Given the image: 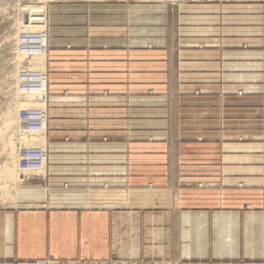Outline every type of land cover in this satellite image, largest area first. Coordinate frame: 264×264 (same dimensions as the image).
I'll return each instance as SVG.
<instances>
[{
    "label": "crops",
    "instance_id": "crops-1",
    "mask_svg": "<svg viewBox=\"0 0 264 264\" xmlns=\"http://www.w3.org/2000/svg\"><path fill=\"white\" fill-rule=\"evenodd\" d=\"M121 7L52 34L45 121L17 100L0 264H264L263 10L183 7L145 42ZM25 21L18 97L44 106Z\"/></svg>",
    "mask_w": 264,
    "mask_h": 264
},
{
    "label": "rangeland",
    "instance_id": "rangeland-1",
    "mask_svg": "<svg viewBox=\"0 0 264 264\" xmlns=\"http://www.w3.org/2000/svg\"><path fill=\"white\" fill-rule=\"evenodd\" d=\"M121 6H125L124 8L129 12L130 35L137 34L145 42L149 39L158 42L159 36L164 33L168 36H176L183 7H191V9L200 7L198 8L200 11L210 8L211 10L207 14L209 16H215L218 6L246 9L259 7L264 12V0H0V205L12 202L13 197L14 126L17 100L22 102L19 108L20 113H27L30 109L37 111L39 114H43V121L47 116L50 86L48 51L51 48L52 34L57 29L64 28V24H69L64 22L66 20L64 18L69 17L68 20L72 22V16H78V12L84 10H88L91 22L94 21L98 24L111 22V16L120 11L118 9L122 8ZM109 7L118 9L116 12L110 13ZM28 11L37 16L35 20L26 18ZM74 20L76 19L74 18ZM24 21L27 24L36 22L39 25L36 30L31 32L37 33V36L40 34L47 46L43 57L45 65L43 71L44 106L42 104L37 106L34 99L18 97L22 87L20 84L22 77L19 74V54L22 57L23 53L20 52L22 36L24 37L22 31ZM20 64L22 67L32 66L33 62H21ZM240 92L238 91L237 95H241ZM245 141L250 142L242 137L237 138L238 143ZM29 143L34 144L32 142L27 144ZM15 144L19 152L22 149H26L27 152V146L24 145L23 140H17ZM240 186L241 184H238V187Z\"/></svg>",
    "mask_w": 264,
    "mask_h": 264
}]
</instances>
